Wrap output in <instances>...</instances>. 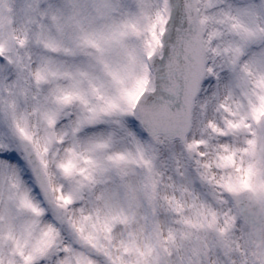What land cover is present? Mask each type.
I'll list each match as a JSON object with an SVG mask.
<instances>
[{"label": "snow or ice", "instance_id": "1", "mask_svg": "<svg viewBox=\"0 0 264 264\" xmlns=\"http://www.w3.org/2000/svg\"><path fill=\"white\" fill-rule=\"evenodd\" d=\"M0 264H264V0H0Z\"/></svg>", "mask_w": 264, "mask_h": 264}]
</instances>
